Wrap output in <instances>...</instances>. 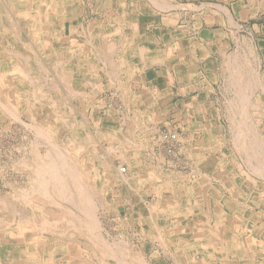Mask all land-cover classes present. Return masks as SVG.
<instances>
[{"label":"rangeland","instance_id":"1","mask_svg":"<svg viewBox=\"0 0 264 264\" xmlns=\"http://www.w3.org/2000/svg\"><path fill=\"white\" fill-rule=\"evenodd\" d=\"M176 5L186 27L165 30L151 12ZM2 8L0 264H264V0ZM202 27L223 30L201 41ZM181 60L207 74L210 97L176 105L166 85H144V64ZM48 154L82 172L96 216L71 205L69 176L64 194L38 188Z\"/></svg>","mask_w":264,"mask_h":264},{"label":"crops","instance_id":"2","mask_svg":"<svg viewBox=\"0 0 264 264\" xmlns=\"http://www.w3.org/2000/svg\"><path fill=\"white\" fill-rule=\"evenodd\" d=\"M151 14H153V18L157 19V21L162 20L164 24H167L166 27L163 28L165 30H173V28L177 30L180 27H186V25H182L184 22H181L180 20V18L182 19L187 14V12L184 11V7H182L181 5H176L174 8L169 7L168 9H165L163 11L155 9L151 12ZM153 24L152 30H154L156 33V30H158L159 27L157 25V22ZM160 29H162V27ZM221 30L223 29H212L211 27H202L201 30H199L201 41H210L209 38L211 36L221 34ZM151 38L150 41H153ZM210 63L212 64V61L208 62L207 64ZM162 64L165 66H162ZM143 68V74L145 75L144 85L148 84L149 89H154L156 87V83L166 85L165 90H167V94L169 96H172L171 100H177V104L174 102L173 104H188L187 102H189L190 99H206L208 97L207 95H209L210 97V95L213 93L210 88V82L206 79L207 74H203L201 72L202 80L201 78L197 80L199 76L198 71L195 68H192L191 64L187 63V61L181 60V62H175L172 63V65H170V62L168 61H166L165 63L157 64L151 63L147 66L146 64H144ZM157 69H160L158 75L155 74V70ZM206 103H209V106L212 107V109L218 108V105L215 100H210Z\"/></svg>","mask_w":264,"mask_h":264},{"label":"bare ground","instance_id":"3","mask_svg":"<svg viewBox=\"0 0 264 264\" xmlns=\"http://www.w3.org/2000/svg\"><path fill=\"white\" fill-rule=\"evenodd\" d=\"M16 1L18 2V0H0V12L3 10V8H2V6H4V5H6V4H8V5H10V6H12V5H14V3L16 4ZM25 1H28V0H25ZM30 2V1H29ZM21 4V3H20ZM20 4H18V5H20ZM17 5V6H18ZM23 5V4H22ZM26 5V4H25ZM50 5V4H49ZM53 5V4H52ZM16 6V7H17ZM32 6V5H31ZM57 6V5H56ZM7 7V6H6ZM5 7V8H6ZM53 7V6H52ZM59 7V6H58ZM9 10V9H8ZM5 11V10H4ZM7 12V11H6ZM8 12H10V10L8 11ZM21 13V12H20ZM23 13H25L24 11H23ZM29 13H30V11H29ZM38 13H39V11H38ZM48 13V12H47ZM3 14V13H2ZM10 14V13H9ZM43 14V13H42ZM4 15V14H3ZM36 15V14H35ZM41 17V16H40ZM30 18V17H29ZM33 19H34V17H33ZM0 21H2L1 19H0ZM2 23V22H1ZM4 24V23H3ZM43 24V23H42ZM9 29V28H8ZM58 31V30H57ZM12 33V32H11ZM15 40V39H14ZM21 40V39H20ZM24 42V41H23ZM13 45V44H12ZM35 48V47H34ZM7 49V48H6ZM171 50V49H170ZM35 58V57H34ZM57 60V59H56ZM61 61V60H60ZM58 63V62H57ZM116 64V63H115ZM114 64V65H115ZM118 67V66H117ZM16 69V68H15ZM15 72V71H14ZM54 75V74H53ZM27 77V76H26ZM61 78V77H60ZM62 79V78H61ZM252 81V80H251ZM3 83V82H2ZM56 85V84H55ZM11 86V85H10ZM51 86V85H50ZM69 87V86H68ZM71 89V88H70ZM245 89V88H244ZM251 90V89H250ZM81 93V92H80ZM20 97V96H19ZM23 97V96H22ZM24 99H25V97H24ZM241 101V100H240ZM243 101H244V99H243ZM254 103V102H253ZM1 104V103H0ZM258 104V103H257ZM3 105V104H2ZM246 105V104H245ZM13 106V105H12ZM242 106H244V105H242ZM3 107H5V104H4V106ZM70 109V108H69ZM228 109V108H227ZM244 109V108H243ZM5 110H6V108H5ZM26 110V109H25ZM73 112V111H72ZM4 113V112H3ZM235 113V112H234ZM12 115H13V113H11ZM14 117V116H13ZM17 119V118H16ZM233 122V121H232ZM73 123H75V122H73ZM30 124V123H29ZM37 124V123H36ZM247 125V124H246ZM30 126V125H29ZM252 126V125H251ZM34 127V126H33ZM39 128V127H38ZM37 129V128H36ZM41 129V128H40ZM247 129H249V127L247 128ZM45 130V129H44ZM80 130V129H79ZM36 131V130H35ZM38 131V130H37ZM250 131V130H249ZM39 132H41V131H39ZM237 132V131H236ZM38 133V132H37ZM88 133V132H87ZM238 133V132H237ZM246 133V132H245ZM42 134V133H41ZM246 135V134H245ZM256 135V134H255ZM45 137V136H44ZM36 138V137H35ZM46 138H48V137H46ZM49 138H51V136L49 137ZM248 138V137H247ZM253 139V138H252ZM48 140V139H47ZM257 140V139H256ZM90 141V140H89ZM249 141H251V140H249ZM31 142H33V141H31ZM49 142V141H48ZM73 142V141H72ZM92 142V141H91ZM242 143V142H241ZM52 144V143H51ZM79 144V143H78ZM252 144V143H251ZM259 145V144H258ZM30 146V145H29ZM59 146V145H58ZM61 146V145H60ZM69 146V145H68ZM82 146V145H81ZM70 147V146H69ZM50 149V148H49ZM80 149V148H79ZM78 149V150H79ZM77 150V149H76ZM259 151V150H258ZM57 152V151H56ZM58 153H61V152H58ZM57 153V154H58ZM251 153V152H250ZM51 154V153H50ZM50 154H48V155H44L45 157H36L37 158V161H38V163L36 164V161H34L35 162V164H36V168H35V170H33L32 172H31V175L37 180V183L38 184H36L37 186H38V188H42V189H48L47 188V186H49L50 184H53L54 186L53 187H55V189H56V191H57V193H63L64 194V192L66 191V186L68 185H66V178L65 177H67V176H69V178L72 180L71 182L73 183L72 185H73V187H74V189H76V192H77V194H76V196L73 194V196L72 197H70L69 198V201H70V203H71V205H73V206H76V208H81V209H78V210H81V211H83L84 212V215H86L88 218L90 217V218H93L94 217V213H95V204H92L91 203V201H90V198H89V194H88V192H87V189L85 188V187H83V185H82V183L79 181V179H81V178H83L82 177V172L80 173V170L79 169H75L74 167L72 168V167H70V168H68L67 167V169H61V166L63 167H65L66 166V163H65V161L64 162H60L61 164H57V162H56V160H54V158L52 157V155H50ZM53 154H54V152H53ZM70 154V153H69ZM56 156V155H55ZM255 156V155H254ZM25 157V156H24ZM60 157V156H59ZM69 157H70V155H69ZM249 157H250V155H249ZM61 158V160L63 159L62 157H60ZM56 159V158H55ZM22 160V159H21ZM60 160V159H59ZM72 161V160H71ZM255 161V160H254ZM70 162V161H69ZM73 162V161H72ZM250 162V161H249ZM262 162V161H261ZM70 164V163H69ZM26 165V164H25ZM71 165V164H70ZM78 165H79V163H78ZM27 166V165H26ZM72 166V165H71ZM102 166V165H101ZM60 167V168H59ZM258 168V167H257ZM252 169H253V167H252ZM255 170V169H254ZM262 170V169H261ZM264 170V169H263ZM119 172L121 173V175H124V171H123V168H120L119 169ZM264 172V171H263ZM86 173V172H85ZM88 175V174H87ZM264 175V174H263ZM30 176V175H29ZM84 176V175H83ZM123 177V176H122ZM33 180V179H32ZM36 180H33L34 182L36 181ZM30 182H32V181H30ZM34 182H32V183H34ZM86 183V182H85ZM35 184V183H34ZM33 184V185H34ZM30 186H32V185H30ZM35 186V185H34ZM37 186L35 187L37 190H39L38 188H37ZM40 186V187H39ZM33 187V186H32ZM69 188V187H68ZM67 188V189H68ZM53 189V188H52ZM32 190H34V189H32ZM47 191V190H46ZM45 191V192H46ZM70 191V190H69ZM36 192H38L39 193V191H36ZM44 191H42V193H43ZM32 193V192H31ZM72 193V192H71ZM24 195L25 194H23L22 195V197H24ZM27 195V194H26ZM43 195V194H42ZM42 195H39V194H37L36 196H39V198H37V200L39 199V201H38V204L40 205V206H44L45 204H47L48 202L46 201L47 200V198H45V197H42ZM46 195V194H45ZM45 195H43V196H45ZM72 195V194H71ZM13 196V195H12ZM91 196V195H90ZM32 197V196H31ZM34 197V196H33ZM58 197V196H57ZM24 198H26V196L24 197ZM23 198V199H24ZM36 198V197H35ZM28 201H29V199H27ZM51 200V199H50ZM93 200V199H92ZM27 201V202H28ZM35 201V200H34ZM49 201V200H48ZM54 201V200H53ZM3 202V204H4V201H2ZM31 202V201H30ZM37 202V201H36ZM55 202V201H54ZM1 204V203H0ZM29 204V203H28ZM57 204V203H56ZM79 204L82 206V207H80L79 206ZM2 205V204H1ZM14 205V204H13ZM30 205H33L32 203H30ZM39 205H33L31 208L34 210V212L36 213L37 211V213H39V212H41V207L39 206ZM49 205V204H48ZM59 205V204H58ZM61 205V204H60ZM60 205H59V207H60ZM5 206V205H4ZM2 207V206H1ZM58 207V206H57ZM68 207V206H67ZM7 208V207H6ZM44 208V207H43ZM50 208V207H49ZM32 210V211H33ZM43 210V209H42ZM45 210V209H44ZM51 210V209H50ZM70 210V209H69ZM63 211V210H62ZM13 212V211H12ZM46 212V211H45ZM66 212V211H65ZM71 212V211H70ZM19 213V212H18ZM22 213H24L23 211H22ZM43 213V212H42ZM46 213H48V212H46ZM51 213H52V211H51ZM51 213L49 214H47V216L48 215H51ZM69 213V212H68ZM73 213H74V211H73ZM72 212H71V217L73 218L72 219V222L74 223V221H76V218H75V216H76V214H73ZM25 214H26V212H25ZM41 214V213H40ZM45 214V213H44ZM14 215V214H13ZM96 216V215H95ZM38 217H40L39 215H38ZM42 218H44V217H42ZM62 218V217H61ZM64 218V217H63ZM9 219V218H8ZM7 219V220H8ZM69 219V218H68ZM17 221L19 220V219H16ZM23 220H24V218H23ZM28 220V219H27ZM10 221V220H9ZM40 221V220H39ZM69 221V223H71L70 222V220H67V222ZM81 221V220H80ZM88 221V220H87ZM41 222V221H40ZM83 222V221H82ZM11 223V222H10ZM9 223V224H10ZM42 224H43V222H41ZM17 224V223H16ZM48 224H51V223H49L48 222ZM48 224H47V226H48ZM74 225V224H73ZM83 225H84V223H83ZM97 225V224H96ZM52 226V225H51ZM95 226V225H94ZM71 227H73L74 229L77 227V225H76V227H75V225L74 226H71ZM88 228L89 229V227H90V225H88V223H87V225L85 226V228ZM91 227H92V225H91ZM13 228V227H12ZM86 228V229H87ZM94 228V227H93ZM91 230H92V228H91ZM98 230V229H97ZM200 230V229H199ZM12 231H14V229H11L10 230V232H12ZM90 231V230H89ZM6 232V231H5ZM4 232V233H5ZM63 232V231H62ZM87 232V231H86ZM145 232V231H144ZM14 234V233H13ZM95 234H97V233H95ZM95 234H94V236H95ZM90 235V234H89ZM164 237V236H163ZM96 238H99V237H96ZM103 242V241H102ZM105 242V241H104ZM45 244V243H44ZM94 245V244H93ZM114 245H115V243H114ZM105 246H108V245H106L105 244ZM117 246V245H116ZM117 248V247H116ZM101 249V248H100ZM99 249V250H100ZM108 249V248H107ZM124 249V248H123ZM114 250V249H113ZM101 252V251H100ZM114 251H112V253H113ZM123 252V251H122ZM0 253L1 254H3L2 253V251H0ZM100 254V253H99ZM114 254V253H113ZM35 255V254H34ZM106 255V254H105ZM120 255V254H119ZM104 256V255H103ZM173 256V255H172ZM118 258V257H117ZM16 260V259H15ZM20 260V259H19ZM122 261V260H121ZM124 261V260H123ZM3 262V261H2ZM146 263V262H145ZM147 264H148V262H147Z\"/></svg>","mask_w":264,"mask_h":264},{"label":"built area","instance_id":"4","mask_svg":"<svg viewBox=\"0 0 264 264\" xmlns=\"http://www.w3.org/2000/svg\"><path fill=\"white\" fill-rule=\"evenodd\" d=\"M162 138H164L165 142H173L177 139V134L175 132H168L162 135ZM123 167L124 173L127 171V168Z\"/></svg>","mask_w":264,"mask_h":264}]
</instances>
